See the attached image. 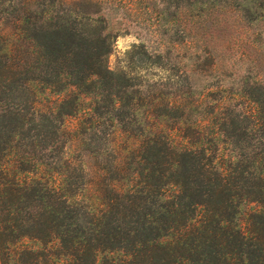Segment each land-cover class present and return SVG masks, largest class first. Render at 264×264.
Instances as JSON below:
<instances>
[{
	"label": "rangeland",
	"instance_id": "obj_1",
	"mask_svg": "<svg viewBox=\"0 0 264 264\" xmlns=\"http://www.w3.org/2000/svg\"><path fill=\"white\" fill-rule=\"evenodd\" d=\"M63 29L74 34L61 39L69 48L100 35L112 44L108 67L126 79L117 110L81 82L40 70L59 57L52 47ZM187 31L197 33L191 45ZM1 48L0 136L23 122L18 147L66 177L83 212L104 209L111 190L137 185L136 163L147 156L141 143L165 135L228 171L231 184L256 189L252 161L264 157V0H0ZM35 138L34 149L22 147ZM261 206L264 194L262 203L242 202L237 222L264 252ZM27 246L36 252L15 253L20 264H84L82 254L67 262L53 244ZM141 260L98 253L94 264Z\"/></svg>",
	"mask_w": 264,
	"mask_h": 264
},
{
	"label": "trees",
	"instance_id": "obj_2",
	"mask_svg": "<svg viewBox=\"0 0 264 264\" xmlns=\"http://www.w3.org/2000/svg\"><path fill=\"white\" fill-rule=\"evenodd\" d=\"M67 31L57 30L60 39L52 48L59 57L39 63L40 70L70 79L76 87L81 82L117 110L114 105L126 79L108 67L112 44L100 35L69 48L61 41L64 35H74ZM196 35L187 31V43L193 44ZM189 58L199 59L196 53ZM22 123L7 127L8 134L0 136V264H20L17 252L35 253L27 241L57 246L58 255L69 263L80 254L84 264H94L98 253L121 252L142 258L140 264H147L146 258L149 264H264L263 250L255 248L254 238L237 222L242 202L262 203L264 157L252 161L256 189H245L234 178L231 184L232 174L205 163V155L196 157L188 146H176L166 135L161 141L148 138L140 145L147 156L141 158L143 164L136 163L141 167L135 175L139 183L111 190L104 209L91 207L85 213L77 206L80 194L64 188L66 177L51 168L49 173L47 162L33 161L18 147ZM29 142L32 145L22 147L38 145L36 138ZM248 194L257 197L243 199ZM260 209L264 217V207Z\"/></svg>",
	"mask_w": 264,
	"mask_h": 264
}]
</instances>
